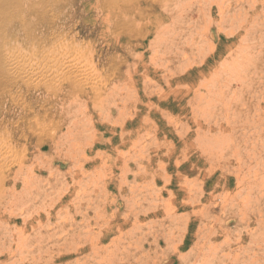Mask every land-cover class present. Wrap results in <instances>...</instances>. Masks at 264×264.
<instances>
[{"label":"rangeland","instance_id":"374dc122","mask_svg":"<svg viewBox=\"0 0 264 264\" xmlns=\"http://www.w3.org/2000/svg\"><path fill=\"white\" fill-rule=\"evenodd\" d=\"M95 1L60 0L59 14H65L67 38L73 41L76 36L82 49L88 46L97 58L89 66L88 60L78 65L98 69L108 82L88 88L85 94L73 92V84L54 90L43 81L6 77L20 87L18 92L13 90L16 103L0 90V161L8 159L4 165L10 166L0 181V264H264V191L251 184L254 176L243 186L236 184L239 172L255 169L257 160L252 155L264 161V116L251 111L255 124L250 127L240 126L242 118L235 121L229 116L226 124L220 116L221 131L208 133L211 127L199 129L194 122L208 126L207 121L217 117L211 119L200 106L193 114L187 104L193 97L191 87L197 88L194 78L203 77L185 72L183 80L168 87L160 80L163 72L147 74L158 63L174 69L179 58H194L193 46L200 43L193 45L190 39L205 30V16L196 13L193 4L194 12H187L180 24L168 20L160 26L180 28L168 35L173 46L151 50L150 40L129 45L120 41L121 31L112 29L117 25L111 27L119 19L109 18L106 26L102 14L85 9ZM207 1L213 5L212 33L224 37L215 24L228 18L234 22H224L227 31L238 27V37L227 50L240 45L248 28L243 32L247 24L243 19L263 13L254 19L263 25L254 26L256 31H249L244 43L247 54L238 53L245 57L238 63L234 82L261 83L258 92L264 108V70L250 65L264 67V0H206V5ZM218 3L232 6L222 19ZM240 3L242 10H237L235 5ZM234 14L237 21L241 15L239 23ZM196 15L202 17L196 19L198 32L182 28ZM24 27L19 26L21 34ZM24 43L15 50L17 56L11 51L15 62L39 54L37 46L34 50ZM223 44L222 38L219 48ZM156 56L166 61L153 62ZM215 69L207 73L213 77ZM182 93L186 97L181 101ZM247 97L245 102L250 100ZM230 103L236 105L237 99ZM198 129L205 139L217 136L214 145L198 140ZM234 148L246 165L233 156ZM137 162L145 167L138 169ZM256 177L262 182L264 173ZM26 178L38 182L34 192L27 191L30 195L20 193L29 199L28 205L17 202V197L11 201L17 203H10V193L14 189L19 193ZM48 199H55L54 208L47 205ZM21 233L29 237L22 247L15 242L23 237Z\"/></svg>","mask_w":264,"mask_h":264},{"label":"bare ground","instance_id":"6f19581e","mask_svg":"<svg viewBox=\"0 0 264 264\" xmlns=\"http://www.w3.org/2000/svg\"><path fill=\"white\" fill-rule=\"evenodd\" d=\"M200 1L201 0H188V1L187 0H96L94 4H91L89 7H86L85 9L95 10L97 11V13L102 14L104 24L106 26H108L107 22L109 18L119 19L120 21L114 23L111 27L117 25L118 28L113 27L112 29L114 31L116 30L121 31L122 36L120 41H122L125 44L129 45L134 43V41L138 42L139 40H141L142 43H144L146 40H150V44L152 46L151 50L153 48L154 49L165 48V50H169L173 46L172 44L173 42L168 35H171V33L174 31L180 30V28H175L174 30V28L172 27L173 30L172 29L170 30L169 28L167 29L165 27L167 29L166 30L165 28H160V26L168 20H171L172 24L179 23L178 21H181L182 19L186 18L187 12L188 14L194 12L192 6L193 4H195L196 5L195 7L197 8L196 13H202L201 16H205V20H207L206 28L205 26L203 27L205 30L202 32V34L200 32L202 37H200L198 31H195L196 23H198L196 19L200 18L201 20L202 17H198V15H196L195 18L194 17L192 18L193 20H195L194 22L187 23V25L185 26L182 25V28L186 27V30H188L189 28H193L194 30L192 31L198 32L196 34L198 38L194 37V39H190V42L192 41L191 43H194L193 45L200 43V46H193L194 48L193 51L195 52L194 58L193 57L192 58L189 57L187 59L179 58L178 63L180 64L174 67V69H170L168 66H163L162 63H158V65L152 69H149V66H147L144 69L145 74L146 71H148V69L149 71L147 72V74L153 72L154 76L158 72H163L164 77L163 79L160 80L163 81L164 84H166L168 87H170L172 85L171 82L178 83L181 80H183L185 72L190 73L192 71H195L196 75L203 77V79L200 80L198 77H195L193 80L195 84L197 83V88H194L193 90V87H191L193 97L187 103L189 109H191V113L196 114L198 113L200 106V110H203V113L205 112L209 117H211V119L217 117V120H212V121L208 120L207 121L209 122L208 126L207 125L203 126L198 122H194L196 127L199 129L201 127H211L209 130H207L208 133L214 132L216 130L221 131L220 129L221 125L219 123L220 118H218L220 116L225 119L226 124L227 123L229 124V122H227V118L229 116L230 118L233 117L235 121H237L239 118H242L244 120V123H242L240 126L250 127V124L253 125L255 124V119H254L255 116L251 114V111H254L256 116H261V114L264 116V112L262 111L264 109L263 104L259 100L260 95L262 93L258 92V88H261L262 84L261 83L255 84L253 81L250 80L249 81L242 80L243 82L240 81L239 83L236 84V82H234L235 76H237L235 72L237 70L236 68L238 66V63L240 62L242 57H245V55L238 56V53L246 52L245 50L247 49V47L246 46L243 47V46L245 45L244 43L249 40L248 39V36L250 35L249 31L255 32L256 29L254 28V26L258 27V25L260 24L263 25V22L259 20L257 23H255L254 19H258L259 17L263 16V13L252 15L253 18L248 19V21L246 17L243 19L247 24L246 26L243 27L242 30L244 32L245 28L248 27L247 31L245 32L244 36L241 38L240 45L237 47V50L234 49V51H232L229 49L227 50L228 47L227 48L225 47L228 45L232 46V43L238 37L237 35L238 27L237 28L235 27L234 29L227 31L224 22L226 23L229 22L230 25H232L234 21L229 18L220 20L217 25L215 24L217 33H221V34L224 33L225 35L224 37H221L218 34L217 37L216 36L217 34L215 35V33H212V31L209 29L212 28L210 26L214 21V18L212 17L213 5L212 3H209V1H207V5H206V0H202L203 2L201 3ZM60 3H61L60 0H0V90H3L5 91V93H8V95H11V99L14 103L17 102L14 101L15 100L14 96L16 95L14 91L18 92L20 87L16 86L17 81L14 83V85L9 83L8 78L6 77H9L10 79H14V80H18L20 78L26 81L29 78L34 81L39 80V81H43L46 85L50 86L51 88L52 86L53 88L54 87L61 88L67 84L68 85L73 84V92L79 91L85 94L89 93L90 90H87L88 88L94 90L96 87L98 88L99 83L103 84V82L106 83L107 81V79L105 80L106 78L105 76L103 77L101 73L98 74L96 72L98 69L97 70L95 69L93 71L91 70L92 68L90 69V67L83 68L84 66L78 65L80 60L82 61L84 60V62L88 60V64L86 63L87 66L91 65L93 63L95 56L91 54V51L93 50H90L88 46L87 48L86 46H84L85 47L84 50L82 49L83 45L81 42L76 41L75 39L76 36H73V41L67 38V32H65V29H67L66 28L67 24L64 21L66 20L64 17L65 14L62 13L64 16L63 15L61 16V14H59L62 11V10L60 11L59 8ZM203 5L206 6L203 7ZM235 8L237 10H242L241 3L235 5ZM216 9L218 12V16L222 19L224 18L223 17L224 13L226 11L231 10L232 6H228L226 8L224 4L218 3L216 4ZM67 15L69 14H66V16ZM233 16L235 18V21L239 23L241 15L238 17L239 21H237L235 14ZM23 25L25 26L24 27L25 29L22 31L23 34H21V32L18 29L19 26H23ZM73 27L75 28V26ZM135 28L137 29L136 31H134ZM157 30L159 31L158 33H156ZM200 30H202V27H200ZM153 35H155V37H153ZM196 35L192 34V36H196ZM21 36H23V39L27 42L24 43L21 39ZM222 38L224 39V44L222 45L221 48H219V43L221 42ZM216 39H217V44L215 43ZM195 40L198 41L196 42ZM21 43L28 44L34 50L37 46L36 52L39 53L37 54L38 56L36 55L35 58L29 57L28 59L23 58L21 61L15 62V60L12 59L13 56H11V51L12 50L15 51L18 50L19 48L20 49L23 48L22 45H20ZM204 43L207 44V49H205ZM38 47H40L41 49L39 50ZM241 47H243L242 48L243 52L239 51ZM44 48L45 51L42 50ZM180 50L183 51L182 49ZM14 53L16 55V51ZM181 53L183 52H177V54H181ZM15 58L18 59L19 57H15ZM163 61H166L165 58L156 56L153 62H163ZM99 62L101 61L99 60ZM250 65L254 69H259L260 72L264 70V67L261 68V66L258 65L257 63H250ZM214 67H216V69L212 72L214 73V75L213 77H211L210 75L212 74L210 73L209 75L207 73V70H210ZM93 74L95 76H93ZM32 76H34V78H32ZM129 76L130 75H128V77ZM235 86L237 87L235 88ZM107 94L109 95V93ZM180 96L181 97L179 98V100L182 101L184 97H186V93H182L180 94ZM245 96H248L247 99H250L248 102H245L244 99ZM235 99H237V103L236 105L233 104L234 105L233 106L230 102L233 101L234 103ZM181 101H179V103ZM238 105L240 106V108H238ZM180 110L183 111L184 109L181 108ZM213 110H216V113ZM256 112H260V113L256 114ZM242 113H245L246 115L242 117ZM230 118H228V121ZM230 122L232 123L233 121ZM199 129L196 131V134L199 135L198 140H202L204 138L205 142H207V145L209 146L210 144L214 145L215 143L214 141H217L218 139L217 136L213 135L211 136L213 137L212 139H205V136L198 134ZM1 137L2 136H0V139ZM209 146L207 147L208 149H210ZM227 147L229 148V146ZM6 149H8V147H6ZM231 151H233L232 154L234 153L233 156L236 157L238 163L241 162V165H246L245 163L246 161H243L244 156L237 157L238 152L236 151V148L232 149ZM9 152L7 153L9 154ZM256 156H257L256 154L251 156V158L257 160V162L254 163L255 165L253 166L255 167V169H253L252 167H247L246 171H244L243 169V173L239 172L238 177H236L237 178L236 184L237 186H243L246 183H249L248 181L249 177L254 176L255 178L252 179L253 181L251 182V184H254L253 186L256 188H261L262 189L261 192H263L264 180L262 182H258L256 176L264 173V164H263L264 161L262 162V157L260 155L257 157ZM4 158L6 160V157ZM6 161L5 162L0 161V177H1L0 181L4 178L5 170L7 168L8 169L10 168L8 162H7L8 164L5 167L4 163H6ZM127 166L128 164H124V168ZM136 167L138 169H142L145 167V164L142 162H137ZM251 170L252 171L255 170V171L252 173ZM260 170H262V172H260ZM14 180H17V178L15 177ZM35 182L36 181L29 180L27 178L22 180L20 192L18 193L16 192V189H14L10 193L11 195L8 197V201L10 203H17L24 201L22 202V204H27L28 203L27 200L29 199L25 200V198H23V196L20 195L22 194V192L24 193V195H30L27 192L29 190L31 192H34L36 190L35 184L38 183ZM15 183L16 181L13 182V184ZM104 188H106V186H104ZM56 196L59 200H61V198L59 197L60 193H57ZM65 196L66 195L63 193L62 197L64 198ZM14 197H17L16 198L17 202L15 201L11 202ZM45 197L42 198L46 200ZM54 200L48 199L47 201L50 202H47V205L49 204V206H51L55 202ZM33 201L36 200L33 198ZM20 206L21 205H19V207ZM53 208H54V204H53ZM46 213L49 214L48 211ZM21 236H23L22 233ZM28 238L24 236L15 238L16 245L20 244L22 247L23 246L22 244H24ZM16 248L18 249L19 247ZM16 248L15 250H17Z\"/></svg>","mask_w":264,"mask_h":264}]
</instances>
